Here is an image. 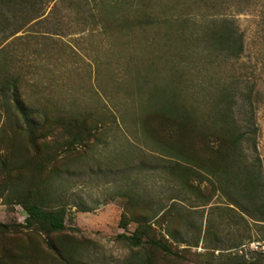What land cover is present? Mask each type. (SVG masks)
<instances>
[{
  "label": "rangeland",
  "instance_id": "1",
  "mask_svg": "<svg viewBox=\"0 0 264 264\" xmlns=\"http://www.w3.org/2000/svg\"><path fill=\"white\" fill-rule=\"evenodd\" d=\"M29 6L27 11L13 6L5 13L19 22L30 21L11 37L10 28L15 26H0V62L10 60L12 69L21 74L29 107L53 106L96 121L92 135L73 146L70 172L61 175L60 190L70 198L63 233L88 243L83 264H127L134 249L117 234L131 232L136 223L131 220L127 229L119 227L122 212L130 215L123 191H147L156 200L176 192L177 185L161 168L168 156L146 135L141 121L151 107L167 98H189L192 82L207 80L196 76L188 39L191 32L200 38L208 22L226 18L243 33L241 57L221 64L218 75L226 70L240 72L255 84L259 129L255 154L264 167V0H38ZM204 45L196 44L198 54L206 52ZM0 126L5 129L0 127L2 162L11 148L3 114ZM1 166L0 222L23 224L26 212L20 204L8 202L7 176ZM201 187L207 192V184ZM179 199L190 221L197 228L201 223L199 243L194 247L173 240L165 224L155 223L156 236H165L177 254L159 258L155 264H204L213 249V236L204 233L207 218L210 213L225 223L218 212L226 200L218 192L206 206H191L196 201L182 195ZM214 206L217 209L211 211ZM227 221L230 227H221L229 245L236 226L232 219ZM248 224L253 241H245L244 248L259 251L264 246L259 239L262 233L252 220ZM173 226L178 227V222ZM228 231L232 233L227 235ZM194 236L196 229L177 239ZM52 237L28 229L10 230L0 233V250L17 242L44 246ZM234 250L216 249L214 254Z\"/></svg>",
  "mask_w": 264,
  "mask_h": 264
},
{
  "label": "trees",
  "instance_id": "2",
  "mask_svg": "<svg viewBox=\"0 0 264 264\" xmlns=\"http://www.w3.org/2000/svg\"><path fill=\"white\" fill-rule=\"evenodd\" d=\"M37 1L0 0V26H15L10 28V37L30 20L19 22L15 15L12 19L5 13L13 6L27 11ZM188 41L196 76L207 80L192 82L189 98H167L151 107L141 121L146 135L168 156L161 168L177 185L176 192L165 200H156L147 191H123L130 215L122 212L119 227L127 229L131 220L136 225L131 232H121L117 237L134 249L127 264H155L159 258L176 256L172 243L165 236H156L154 224L162 222L169 238L196 247L201 223L197 228L190 221L179 195L185 200L194 199L197 204L191 206H206L218 192L226 200L218 212L225 223L209 213L204 233L213 236V249L204 264H264V246L259 251L244 248L245 241H253L248 219L262 233L259 239L264 240V167L255 154L259 129L254 98H258V92L240 72L230 74L226 70L218 75L221 64L241 57L243 33L232 21L222 18L204 24L200 38L191 32ZM200 41L205 44L204 54L195 50ZM2 47L0 44V52ZM21 79L10 60L0 62V115L5 116V125L10 129L7 134L11 144L10 155L0 163L7 176L8 202L20 204L26 212L23 224L0 222V233L28 229L53 237L44 246L39 242H17L11 248H2L0 264H83L88 243L63 233L70 198L60 190L61 175L70 172L73 146L92 135L96 121L90 115H75L53 106L29 107ZM168 90L171 96L175 92L173 86ZM21 140L23 143L18 144ZM203 183L207 184V192L201 187ZM214 209L217 207L211 211ZM228 219L236 226L233 233L227 232L234 234L229 245L221 227H230ZM176 222L179 226L174 228ZM195 229L196 237L191 240L177 239V235L189 236ZM227 248L235 250L214 254L216 249Z\"/></svg>",
  "mask_w": 264,
  "mask_h": 264
}]
</instances>
